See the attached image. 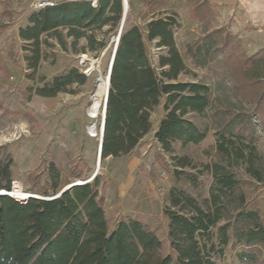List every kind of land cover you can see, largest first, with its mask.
<instances>
[{
  "label": "trees",
  "instance_id": "obj_1",
  "mask_svg": "<svg viewBox=\"0 0 264 264\" xmlns=\"http://www.w3.org/2000/svg\"><path fill=\"white\" fill-rule=\"evenodd\" d=\"M146 3L150 0H140ZM211 13L203 2L194 16ZM123 0H63L35 12L19 30L25 43V62L36 73L43 59L42 37L68 29L81 39L84 30L118 24ZM173 17L148 24V41L166 50L160 57V74L151 66L139 27L122 32L111 76L102 160L129 155L151 132V114L165 98L166 116L156 140L170 156L165 166L175 186L164 198L168 220L167 244L143 216L123 218L110 228L100 193V178L77 186L55 199L31 198L25 203L0 195V264H217L215 247L205 238L218 229L220 246L233 243L242 264H264V217L247 210V198L237 169L264 183V154L256 143L264 131V52L248 56L242 42L223 29L207 33L177 47ZM207 70L214 88L205 83L179 82L188 73L187 62ZM84 75L73 69L36 90L53 98ZM189 115L206 117L215 132L218 159L194 162L189 149L207 138ZM180 151L181 154H178ZM13 160L0 149V193L10 192ZM50 190L42 198L62 191L60 172L51 165ZM84 178L83 174L76 176Z\"/></svg>",
  "mask_w": 264,
  "mask_h": 264
},
{
  "label": "rangeland",
  "instance_id": "obj_2",
  "mask_svg": "<svg viewBox=\"0 0 264 264\" xmlns=\"http://www.w3.org/2000/svg\"><path fill=\"white\" fill-rule=\"evenodd\" d=\"M61 1L0 0V149L13 160V179L21 183L26 193L37 197H44L47 192L52 196L51 165L60 172L62 190L90 179L98 168L103 115L91 117L89 104L98 86L99 72L104 77L109 74L124 14L123 8L118 24L84 30L85 37L81 39L69 37L68 29L43 36V59L33 73L25 62V43L19 37V30L27 27L29 18L43 9L39 4ZM203 2L210 4L211 13L201 18L204 12L199 11L200 17L196 18L194 12ZM168 17L179 24L175 41L183 56L187 45L218 29L241 40L246 55L264 52V0H150L146 3L128 0L123 31L140 28L148 59L158 74L162 72L159 60L166 55V50L158 48L157 41H148V24ZM84 55L102 61L98 70L89 65L90 77L84 75L81 66ZM186 62L189 71L180 76L179 82H200L214 88L215 79L207 70ZM73 69L85 76V84L75 83L53 98L36 94L37 89L50 86L54 78ZM165 103L166 99H161L153 110L151 132L138 147L129 155L102 160L98 177L111 230L123 218L143 216L167 244L164 198L175 184L165 167L171 165L170 156L163 153L155 137L166 116ZM189 118L208 132L204 142L189 149L192 159L198 165L217 160V142L210 121L196 115ZM92 122L98 128L95 135L89 130ZM256 146L264 154V131L259 132ZM236 172L247 198V210L257 211L264 217V183L251 180L241 167ZM80 173L84 178L76 177ZM217 231L213 229L205 238L209 249L215 247V262L242 264L235 257L233 243L219 245Z\"/></svg>",
  "mask_w": 264,
  "mask_h": 264
},
{
  "label": "bare ground",
  "instance_id": "obj_3",
  "mask_svg": "<svg viewBox=\"0 0 264 264\" xmlns=\"http://www.w3.org/2000/svg\"><path fill=\"white\" fill-rule=\"evenodd\" d=\"M123 27H124V25H123ZM86 58H88V57L86 56ZM101 62H102L101 59H97V60L89 59V65H92V66L94 65L96 70L100 69ZM88 69H89V66H88ZM91 75H92V73H91ZM97 83H98V86H97L96 90L92 94L91 102L89 104V112H88V113H90V116L93 117V118H99L100 116L102 117V115L104 116V108H105L104 103H105L106 96H107V91H108V88H109L108 76L104 77L99 72V75H98V78H97ZM89 130H90V132L93 135H95L98 132V128H97L96 122H92L90 124ZM97 166H98L99 171H100L101 162L99 163V160H98ZM28 194L29 193H26V192L24 193L23 192L22 196L25 197Z\"/></svg>",
  "mask_w": 264,
  "mask_h": 264
},
{
  "label": "water",
  "instance_id": "obj_4",
  "mask_svg": "<svg viewBox=\"0 0 264 264\" xmlns=\"http://www.w3.org/2000/svg\"><path fill=\"white\" fill-rule=\"evenodd\" d=\"M123 8H124V14H123V21H122L121 29H120V32H119V41H120V38H121V35H122V32H123V25H124V22H125L126 16H127L128 0H123ZM118 44H119V42H118ZM117 48H118V45H117V47L115 49V52L113 54L112 61H111V64H110L109 74H108L109 88H108L107 96H106V100H105L104 116H103V122H102L101 131H100L99 163L102 161V149H103L102 143H103V137H104V133H105V122H106V116H107V104H108L109 90H110V86H111V76H112L113 65H114V61H115V55H116V52H117ZM98 173H99V168H97L95 174L90 179L85 180V181H78V182L68 186L67 188L62 190L60 192V194H58L57 196H53L51 198H39V197H32V198L41 199V200L58 198V197H60L61 195H63L64 193H66L67 191L71 190L74 187L81 186V185H84V184L92 182L98 176ZM0 195H3V194L0 193Z\"/></svg>",
  "mask_w": 264,
  "mask_h": 264
},
{
  "label": "built area",
  "instance_id": "obj_5",
  "mask_svg": "<svg viewBox=\"0 0 264 264\" xmlns=\"http://www.w3.org/2000/svg\"><path fill=\"white\" fill-rule=\"evenodd\" d=\"M71 1H74V0H71ZM92 4V6L94 8H96L98 6V0H89ZM54 4L53 3H43V4H39V8H45L47 6H53ZM118 42H119V38H118V41H117V45H118ZM117 47V46H116ZM81 66L82 68H84V75L86 77H89L91 75V72H89V69H88V66H89V59L86 58V56H82L81 58ZM11 186H12V189L10 192H1L3 195H8L10 196L11 198H13L14 200L16 201H19L21 203H25L26 201H28L29 199H31L32 197H37L35 195H32V194H28L26 195L25 197L22 196V193L24 191L21 183L16 180V179H13L12 183H11ZM39 198H42V197H39Z\"/></svg>",
  "mask_w": 264,
  "mask_h": 264
},
{
  "label": "crops",
  "instance_id": "obj_6",
  "mask_svg": "<svg viewBox=\"0 0 264 264\" xmlns=\"http://www.w3.org/2000/svg\"><path fill=\"white\" fill-rule=\"evenodd\" d=\"M120 221H121V220H120ZM120 221H119V222H120ZM119 222H118V223H119ZM116 225H117V224H116ZM148 225H149V224H148ZM149 226H150V225H149ZM150 227H151V226H150ZM114 228H115V227H114ZM114 228H113V229H114ZM151 229H152V228H151ZM153 230H154V229H153ZM154 231H155V230H154Z\"/></svg>",
  "mask_w": 264,
  "mask_h": 264
}]
</instances>
